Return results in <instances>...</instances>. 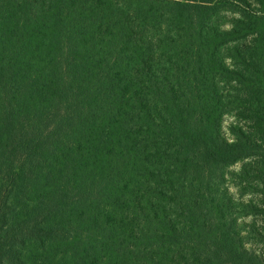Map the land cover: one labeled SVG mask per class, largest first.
<instances>
[{"label":"trees","instance_id":"trees-1","mask_svg":"<svg viewBox=\"0 0 264 264\" xmlns=\"http://www.w3.org/2000/svg\"><path fill=\"white\" fill-rule=\"evenodd\" d=\"M0 264H264V0H0Z\"/></svg>","mask_w":264,"mask_h":264},{"label":"rangeland","instance_id":"rangeland-1","mask_svg":"<svg viewBox=\"0 0 264 264\" xmlns=\"http://www.w3.org/2000/svg\"><path fill=\"white\" fill-rule=\"evenodd\" d=\"M234 121H236L235 116L233 115H227L225 120H224V129L226 131V135L227 136H231V132L229 131V127L230 124L233 123ZM241 167V163L235 165V169H239ZM228 185L230 187V192L237 198V199H248V198H255L257 200V198H259V195L254 194V193H247V194H241V186H239L236 182H234L232 179H229L228 181ZM241 195L243 197H241ZM252 217H248L245 219H241L240 223L241 225L246 224V221H251ZM248 223V222H247Z\"/></svg>","mask_w":264,"mask_h":264}]
</instances>
